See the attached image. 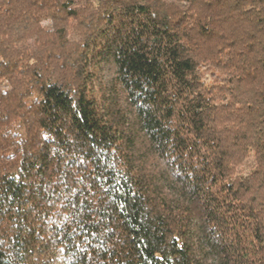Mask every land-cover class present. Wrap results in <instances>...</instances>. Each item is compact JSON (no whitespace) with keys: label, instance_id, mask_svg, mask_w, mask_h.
<instances>
[{"label":"trees","instance_id":"16d2710c","mask_svg":"<svg viewBox=\"0 0 264 264\" xmlns=\"http://www.w3.org/2000/svg\"><path fill=\"white\" fill-rule=\"evenodd\" d=\"M0 264H264V0H0Z\"/></svg>","mask_w":264,"mask_h":264}]
</instances>
